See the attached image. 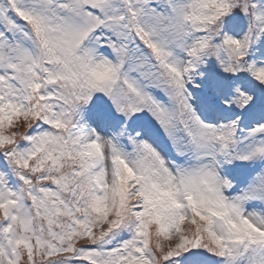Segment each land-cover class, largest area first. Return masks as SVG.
Instances as JSON below:
<instances>
[{"label": "snow or ice", "instance_id": "6c2138e0", "mask_svg": "<svg viewBox=\"0 0 264 264\" xmlns=\"http://www.w3.org/2000/svg\"><path fill=\"white\" fill-rule=\"evenodd\" d=\"M0 264H264V0H0Z\"/></svg>", "mask_w": 264, "mask_h": 264}]
</instances>
